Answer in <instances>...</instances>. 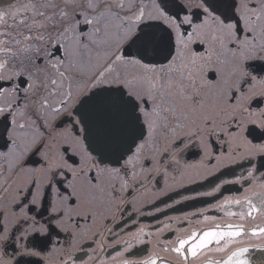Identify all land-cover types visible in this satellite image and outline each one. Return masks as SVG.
<instances>
[{
    "label": "snow or ice",
    "instance_id": "1",
    "mask_svg": "<svg viewBox=\"0 0 264 264\" xmlns=\"http://www.w3.org/2000/svg\"><path fill=\"white\" fill-rule=\"evenodd\" d=\"M0 264H264V0H0Z\"/></svg>",
    "mask_w": 264,
    "mask_h": 264
},
{
    "label": "flooded vegetation",
    "instance_id": "2",
    "mask_svg": "<svg viewBox=\"0 0 264 264\" xmlns=\"http://www.w3.org/2000/svg\"><path fill=\"white\" fill-rule=\"evenodd\" d=\"M205 184H207V182H205ZM191 188H195L199 191H205V190H210L208 188H201L199 185H191ZM183 191V190H182ZM171 195L175 196V193H171ZM165 200H167V197H164ZM214 200V198L212 197H205V198H202L201 201H189L188 204L189 205H192L193 207H189V206H185V205H181V206H178V209L179 211L177 210H173V209H169L168 210V214L169 215H177V214H180V211H183V212H188V211H192L194 210L195 208H201V207H208L209 204ZM157 204L160 206V207H163V204L160 203V201L158 200L157 201ZM208 215H215L217 213H214V212H209L207 213ZM161 218H163V214H160ZM138 220L143 223V224H152L155 222L156 220V217L154 216H149V215H145V216H142V217H138ZM133 227H135V225H133ZM115 252V249H112V248H107L105 250V259L108 258L109 254H114ZM259 255H262V254H257V256ZM254 260L257 259V257H253Z\"/></svg>",
    "mask_w": 264,
    "mask_h": 264
}]
</instances>
